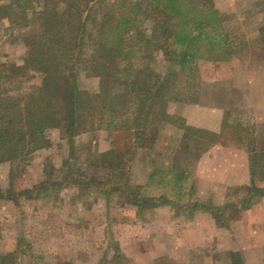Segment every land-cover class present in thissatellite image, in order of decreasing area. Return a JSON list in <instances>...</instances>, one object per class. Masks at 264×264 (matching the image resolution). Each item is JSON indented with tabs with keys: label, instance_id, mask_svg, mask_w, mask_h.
I'll return each instance as SVG.
<instances>
[{
	"label": "rangeland",
	"instance_id": "1",
	"mask_svg": "<svg viewBox=\"0 0 264 264\" xmlns=\"http://www.w3.org/2000/svg\"><path fill=\"white\" fill-rule=\"evenodd\" d=\"M102 1L90 12L89 25L99 19L94 13L102 5L127 2ZM182 11L198 20L210 19L213 12L201 38L188 43L191 62L183 69L177 63L186 45L170 57L155 45L151 58L132 52L128 61L171 77L180 98L167 102L169 119L154 124L150 136L138 142L131 138L122 169L124 186H138L142 196L155 201L140 209L126 201L125 192L109 193L112 185H106L103 156L116 147L120 127L136 130L131 103L116 110L109 105L103 124L76 135L73 144L61 128H48L44 146L26 160L0 163V192L17 198H0V256L15 253L9 264H231L232 252L245 264H264V197L256 195L243 207L252 184L264 187V160L254 177L249 161L250 148L264 152V46L258 41L264 0H212L211 8ZM146 26L150 35L153 23ZM184 26L188 31L192 25ZM29 29L0 19L1 68L23 64ZM90 53L89 46L80 52L75 81L82 92L93 94L100 78L83 64ZM119 76L106 96L108 104L111 96L126 93L121 81L129 75ZM40 82V75L29 72L14 75L2 87L19 85L21 93ZM186 126L199 133L188 132L192 137L186 139ZM181 171L185 176L179 179ZM196 202L226 208L215 212L217 218L206 212L211 221H204L195 216L203 212L194 209ZM214 227L220 234L208 235ZM172 236L173 244L166 239Z\"/></svg>",
	"mask_w": 264,
	"mask_h": 264
},
{
	"label": "trees",
	"instance_id": "2",
	"mask_svg": "<svg viewBox=\"0 0 264 264\" xmlns=\"http://www.w3.org/2000/svg\"><path fill=\"white\" fill-rule=\"evenodd\" d=\"M0 1H4L0 3V19L14 27L30 28L23 38L27 47L23 64L0 67V163L26 160L35 149L44 146V133L48 128H61L73 144L76 135L103 124L109 105L116 110L118 104L128 108L131 103L132 125L136 130L127 125L120 127L116 147L114 145L111 153L103 156L102 166L108 170L106 185H112L109 193L125 192L126 201L140 209L155 201L142 196L138 186L128 188V182L124 186L122 169L131 154V138L136 136L138 142L146 135L150 136L156 129L154 124L159 125L169 119L167 102L180 98L171 77L156 75L148 64L139 68L128 61L132 52L140 53L141 58H151L155 45L166 56L176 52L178 46L186 45L177 62L183 69L194 57L188 43L201 38L202 28L211 25L213 12L210 19L198 20L196 16L186 18L182 8H211L212 0H126L119 5L111 3L105 8L102 5V9L94 13V17L100 15L95 25H89L92 18L90 12L95 10L97 4L101 5L102 0ZM176 17H180L182 22L173 21ZM147 21H151L154 27L150 35L147 34ZM185 24L192 25L188 31L184 30ZM32 28L36 30L31 32ZM258 32L259 44L264 46V24ZM87 46L91 53L83 64L92 75L100 78V89L93 94L82 92L75 81L76 67L82 63L80 52ZM214 46L215 43L210 42V48ZM122 63L125 66L120 70ZM124 71L129 75V78L121 81L126 93L111 96L108 104L106 96L111 87L120 82L119 74ZM29 72L41 76L40 84L27 86L26 92L21 93L20 86L23 85L19 81L20 86L2 87L14 75L24 77ZM110 125L116 128L115 123ZM185 130L186 139L192 137L189 133H199L197 129L187 126ZM74 150V145H71V151ZM262 160L264 152L250 148L253 177ZM176 176L181 179L185 174L176 172ZM2 195L0 192V198L17 199L13 193ZM256 195L264 197V187L252 184L243 205L245 209L252 204ZM159 200L165 201L164 198ZM193 206L194 209L214 214L216 218L215 212L226 208L197 202ZM14 254L0 256V264H9L8 260ZM229 255L231 264H245L239 253Z\"/></svg>",
	"mask_w": 264,
	"mask_h": 264
},
{
	"label": "crops",
	"instance_id": "3",
	"mask_svg": "<svg viewBox=\"0 0 264 264\" xmlns=\"http://www.w3.org/2000/svg\"><path fill=\"white\" fill-rule=\"evenodd\" d=\"M209 214H207L206 212H201V213H199L198 215L197 214H195V216H197V217H201V219H203L204 221L205 220H208V221H211L210 220V218H209V216H208ZM213 225V224H212ZM222 230L221 229H218V228H216V227H214V231L213 232H210V234H208V233H206V234H208V235H210V236H214V235H218V234H220V232H221ZM205 233H202V232H200V235H206ZM174 238L175 237H169V238H166V239H171V244H173L174 242H176V240H174ZM176 248V246L174 247V249ZM173 249V250H174ZM186 249H190L189 247H187L186 246ZM167 251H170V250H167ZM172 251V250H171ZM167 252H163V255H165ZM168 254V253H167ZM182 256V255H181ZM178 259H180V258H178ZM183 258H181V260H182Z\"/></svg>",
	"mask_w": 264,
	"mask_h": 264
}]
</instances>
